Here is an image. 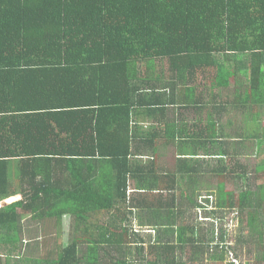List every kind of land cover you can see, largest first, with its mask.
I'll return each mask as SVG.
<instances>
[{
  "label": "trees",
  "instance_id": "16d2710c",
  "mask_svg": "<svg viewBox=\"0 0 264 264\" xmlns=\"http://www.w3.org/2000/svg\"><path fill=\"white\" fill-rule=\"evenodd\" d=\"M263 107L264 0H0V199L23 192L0 206V264H208L191 211L218 180L264 264V117L211 133ZM163 142L188 143L130 163ZM146 211L167 217L143 247Z\"/></svg>",
  "mask_w": 264,
  "mask_h": 264
},
{
  "label": "rangeland",
  "instance_id": "374dc122",
  "mask_svg": "<svg viewBox=\"0 0 264 264\" xmlns=\"http://www.w3.org/2000/svg\"><path fill=\"white\" fill-rule=\"evenodd\" d=\"M162 67L164 69V64H162ZM214 76V70H208L204 72V74H200L201 80L200 84L205 87V89H208L209 85L211 84ZM199 77V76H198ZM226 91H223V94ZM224 97V96H222ZM261 112L259 114L251 115V120H256L258 118L264 117V107L260 109ZM173 109L170 108V112H172ZM233 112L231 111L228 115H232ZM244 117L243 115H235L232 118L229 119H220L217 120L219 128H224L228 126L230 123L234 122L236 119H240ZM248 117V116H247ZM227 124H223L226 123ZM231 121V122H230ZM238 121L234 122V124H237ZM244 122L242 121L241 124ZM215 133V132H213ZM254 146L252 144V141L249 142V150L254 151ZM175 150H171L166 152V156L169 160H174V155L176 153ZM144 152V151H143ZM146 152V151H145ZM262 158H264V155H262ZM110 171V170H109ZM106 171V172H109ZM262 173V170H260L257 175H260ZM250 179L251 185L250 188L256 189L257 184H261L264 182V178L259 176L256 180L253 178ZM103 176L99 177V182L103 183ZM97 178L90 179V183L88 185H96ZM218 186H223L222 189H219L220 187H215L213 189L214 191H205L199 192V199L197 201V207L198 209H194L191 211L192 215L194 216L192 223H197V229L201 233L202 240H205L207 242L212 243V247L210 248V251L206 252V257L209 258L208 264H258L256 254L255 253H248L247 248L253 250V248L248 245L247 248H241V245H246L249 243L246 241V237L248 235L247 227L248 225L245 224V219H242V215L237 217L234 210L228 209L227 207H223V202L225 199V195L223 193L224 189L232 190V185L225 184L224 181L218 180L217 182ZM226 185V186H225ZM217 188V189H216ZM211 194V195H210ZM261 198L264 194L261 193ZM84 199L89 203L93 202V198L90 197V193H86L84 196ZM101 202V201H100ZM76 203V202H74ZM246 217V216H245ZM192 219V218H191ZM192 219V220H193ZM189 220V219H188ZM243 221V222H242ZM73 221L70 220L69 224L72 225ZM69 224L67 223V229L66 234L70 236L73 227L71 226L69 229ZM61 229H65V225L61 226ZM240 230L244 231L245 236H240ZM38 234L39 231H38ZM30 237H34L31 232H29ZM63 240L66 241L65 233L61 236ZM218 242V244H216ZM254 246L255 243L252 242ZM134 247L130 249V252L133 253ZM256 263H255V262Z\"/></svg>",
  "mask_w": 264,
  "mask_h": 264
},
{
  "label": "crops",
  "instance_id": "0c3cea01",
  "mask_svg": "<svg viewBox=\"0 0 264 264\" xmlns=\"http://www.w3.org/2000/svg\"><path fill=\"white\" fill-rule=\"evenodd\" d=\"M261 111H257V112H255V113H252L251 115H254V114H259ZM251 115H248V116H251ZM244 117H247V116H244ZM242 120H244L245 121V119L242 117V118H240V119H236V120H234V122H236V121H238L237 122V124H241L242 123ZM227 122L228 121H226V123H223V124H227ZM231 122V121H230ZM234 122H232V123H230L228 126H226V127H224V128H217L215 131H213V132H218L219 130H223V129H228V128H230V127H233L234 125H237V124H234ZM229 123V122H228ZM218 125V124H217ZM217 125H215V126H217ZM215 126H213V127H215ZM218 127V126H217ZM207 130V129H206ZM213 132H211V133H213ZM199 133H201V132H199ZM199 133H197V134H195V135H198ZM211 133H208V134H211ZM194 135V136H195ZM176 139H178V138H176ZM173 140H175V139H173ZM190 141V140H189ZM188 141V142H189ZM188 142H183V143H180V144H177V146H174V145H169L170 147H168V149H165V148H159V149H157L159 146L161 147L162 145H166L165 143L166 142H163V143H159V144H157L156 146H150V147H148V148H140V149H137V150H131L130 152H131V156H130V163L131 164H133V163H137V162H142V161H144V160H146L148 157H150V156H155V155H157V154H160V153H164V152H168V151H171V150H175V149H177V148H180L181 146H183V145H185V144H187ZM152 150H154V151H152ZM144 151V152H143ZM146 151V152H145ZM149 153V155L147 156V157H145V158H142V157H144V156H146L147 154ZM112 168V167H111ZM111 168H109V169H111ZM104 170H102L101 172H105L106 170H109V169H105V168H103ZM89 170H91V168L90 169H87V170H85V171H83V172H79V173H77L76 174V176L75 177H73L72 175L71 176H69V177H66V178H64V179H61V180H55V181H52V182H50V184L52 185V184H55V183H59L60 185H63V184H65V183H67L68 181H75V180H77L78 178H84V177H87L88 175H90V173H89ZM99 170V169H98ZM78 174H83L82 176H78ZM50 184H48V185H50ZM57 187H52L51 189H49V190H54V189H56ZM29 192V191H28ZM20 195H23V192H20V193H15V194H13V195H11L12 197H17V200L18 199H21L22 197H18V196H20ZM11 196H9V198H12ZM8 197L7 198H2V199H0V201H3V200H6V199H9ZM122 212L124 213V214H122V217L120 218V219H117V218H115V217H113V218H115V219H117V221L121 224L122 222H125L124 224H127L128 222H130V221H132V220H137L138 218H137V215L138 214H141V211H135V210H133V211H131V209H126V210H124V208H122ZM137 213V214H136ZM144 215H145V220H146V222L144 223V224H138V225H135V229H134V231H136V232H139L140 234H141V236H138L137 235V239H138V241H139V243H138V246H141V245H143V247H146L145 245H147V239H148V235H149V233L150 232H154V230L153 229H150V228H153V227H150V225L152 224L153 225V221H163V219H164V217H167L165 214H160V216L158 217V215H155V214H152L151 216H149L148 217V215H149V213L146 211L145 213H144ZM68 222H70L69 220H68ZM66 223H67V221H66ZM130 247L132 248V247H136L135 246V244H130Z\"/></svg>",
  "mask_w": 264,
  "mask_h": 264
},
{
  "label": "water",
  "instance_id": "95a60500",
  "mask_svg": "<svg viewBox=\"0 0 264 264\" xmlns=\"http://www.w3.org/2000/svg\"><path fill=\"white\" fill-rule=\"evenodd\" d=\"M245 120H251V118H250V116H248V119H245ZM242 121H244V120H242ZM149 155V153L146 155V156H144V157H142V158H145V157H147ZM124 165V164H123ZM102 166V165H101ZM101 166H99V167H101ZM102 170H104V169H101V170H99L98 172H101ZM89 173L91 174V173H93V169H91V170H89ZM2 203V201H0V206H4V205H6V204H1Z\"/></svg>",
  "mask_w": 264,
  "mask_h": 264
},
{
  "label": "clouds",
  "instance_id": "9594fccd",
  "mask_svg": "<svg viewBox=\"0 0 264 264\" xmlns=\"http://www.w3.org/2000/svg\"><path fill=\"white\" fill-rule=\"evenodd\" d=\"M99 168V167H98Z\"/></svg>",
  "mask_w": 264,
  "mask_h": 264
}]
</instances>
